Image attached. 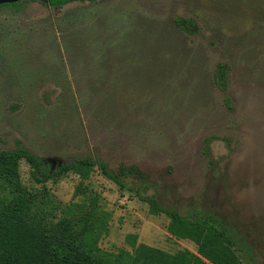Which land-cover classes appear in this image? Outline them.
Returning a JSON list of instances; mask_svg holds the SVG:
<instances>
[{
	"label": "rangeland",
	"instance_id": "1",
	"mask_svg": "<svg viewBox=\"0 0 264 264\" xmlns=\"http://www.w3.org/2000/svg\"><path fill=\"white\" fill-rule=\"evenodd\" d=\"M181 16L197 18L201 34H180ZM220 62L231 66L233 110L211 85ZM18 144L54 166L90 154L112 169L137 165L147 195L182 214H213L243 264H264V0L1 7L0 152ZM20 176L56 220L66 206L95 198L108 215L104 252L143 244L197 253L168 232L167 215L152 214L99 168L88 179L70 172L43 185L22 160Z\"/></svg>",
	"mask_w": 264,
	"mask_h": 264
},
{
	"label": "trees",
	"instance_id": "2",
	"mask_svg": "<svg viewBox=\"0 0 264 264\" xmlns=\"http://www.w3.org/2000/svg\"><path fill=\"white\" fill-rule=\"evenodd\" d=\"M23 1V0H22ZM22 1L3 4L17 8ZM53 7L67 4L96 3L99 0H41ZM174 26L180 34L191 38L201 34L203 26L194 17H176ZM230 64L218 63L210 74L211 85L224 95L225 105L233 110L228 95ZM215 136L207 138L208 145ZM208 147V146H207ZM30 166L33 179L45 185L57 182L73 172L88 179L99 168L102 174L121 189L134 191L147 202L152 214L169 217L168 232L177 239L190 240L197 253L188 249L169 253L147 245L138 246L133 253L104 252L98 246L101 234L107 231L108 215L99 210L95 198L90 202L72 203L63 215L55 219L47 202H39L35 194L24 186L20 176V163ZM148 176L137 165L120 163L112 169L101 157L77 156L61 165L51 162L30 148L18 144L14 149L0 152V264H243L237 253V240L229 229L213 214L195 210L190 214L168 208L153 195H147ZM86 187L79 186L76 193L85 195Z\"/></svg>",
	"mask_w": 264,
	"mask_h": 264
},
{
	"label": "water",
	"instance_id": "3",
	"mask_svg": "<svg viewBox=\"0 0 264 264\" xmlns=\"http://www.w3.org/2000/svg\"><path fill=\"white\" fill-rule=\"evenodd\" d=\"M21 0H0V5L3 4H13V3H17L20 2Z\"/></svg>",
	"mask_w": 264,
	"mask_h": 264
},
{
	"label": "flooded vegetation",
	"instance_id": "4",
	"mask_svg": "<svg viewBox=\"0 0 264 264\" xmlns=\"http://www.w3.org/2000/svg\"><path fill=\"white\" fill-rule=\"evenodd\" d=\"M22 1V0H21Z\"/></svg>",
	"mask_w": 264,
	"mask_h": 264
}]
</instances>
